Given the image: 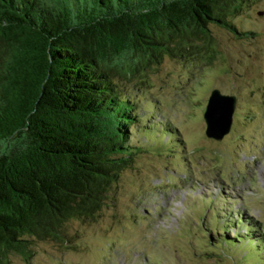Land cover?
Wrapping results in <instances>:
<instances>
[{"label":"trees","instance_id":"obj_1","mask_svg":"<svg viewBox=\"0 0 264 264\" xmlns=\"http://www.w3.org/2000/svg\"><path fill=\"white\" fill-rule=\"evenodd\" d=\"M247 2L0 0V264L10 253L28 261L35 242L65 245L71 220L93 221L146 147L130 142L138 129L169 149L175 130L144 126L121 81L164 55L209 60V25L252 35L230 21ZM242 220L224 223L236 232L219 246L264 264V242L252 225L240 233Z\"/></svg>","mask_w":264,"mask_h":264},{"label":"rangeland","instance_id":"obj_2","mask_svg":"<svg viewBox=\"0 0 264 264\" xmlns=\"http://www.w3.org/2000/svg\"><path fill=\"white\" fill-rule=\"evenodd\" d=\"M230 21L252 35L209 25V60L164 55L121 81L144 126L175 130L169 149L138 129L130 142L146 147L118 174L96 218L69 221L65 245L35 242L28 261L10 253L5 264H259L241 251L225 256L219 242L226 231L234 236L224 223L239 213V232L252 225L264 242V0H248ZM214 89L236 98L220 141L205 136L203 120Z\"/></svg>","mask_w":264,"mask_h":264},{"label":"water","instance_id":"obj_3","mask_svg":"<svg viewBox=\"0 0 264 264\" xmlns=\"http://www.w3.org/2000/svg\"><path fill=\"white\" fill-rule=\"evenodd\" d=\"M235 106L234 96L222 94L218 89L210 92L203 113L207 138L220 141L229 133Z\"/></svg>","mask_w":264,"mask_h":264}]
</instances>
